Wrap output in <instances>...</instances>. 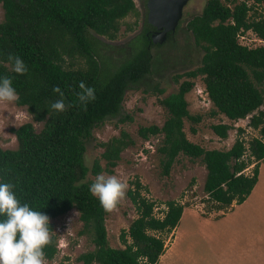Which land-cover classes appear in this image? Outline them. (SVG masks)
Returning a JSON list of instances; mask_svg holds the SVG:
<instances>
[{"label":"trees","instance_id":"trees-1","mask_svg":"<svg viewBox=\"0 0 264 264\" xmlns=\"http://www.w3.org/2000/svg\"><path fill=\"white\" fill-rule=\"evenodd\" d=\"M261 2L264 0H206L200 13L184 25L202 51L200 64L174 76V81L180 76H201L213 107L210 115L222 114L231 121L250 115L249 126L257 130L258 137L248 140L246 148L236 139L224 150L204 149L187 140L182 119H200L187 110L184 94L193 85L190 80L181 81L175 92L160 100L168 114L160 127L151 124L137 130L141 138L162 135L158 150L163 174L179 153L201 161L206 170L202 189L216 210L232 202L242 203L257 182L258 162L264 164V44L247 47L237 41L238 34L248 30L264 40V18L247 16ZM0 5V77L11 78L19 96L15 104L24 106L32 121L41 123L38 131L30 122L12 129L16 147L0 148V183L14 185L12 191L21 204L28 203L49 218L75 209L82 232L93 245L92 250L77 256L81 264H156L165 247L163 235L173 231L183 206L167 200L162 215L155 216V202L141 195L145 187L133 181L126 192L136 216L119 233L123 247H111L103 224L105 209L90 193L92 183L82 181L87 169L81 156V139L89 126L116 109L124 91L151 73L150 48L159 46L149 40L152 26L145 18L139 35L128 45L126 57L108 64L97 60L100 42L95 35L114 39L120 19L137 15L133 0H0ZM174 31L166 34V42ZM9 54L24 61L25 74L11 71ZM75 57L82 60L84 68L71 69L65 64V58ZM81 81L95 89V99L86 107L77 97ZM56 86L63 97L53 91ZM152 90L161 92L154 86ZM60 99L65 104L62 112L50 107ZM230 127L225 123L210 125L220 139L226 138ZM191 131L195 132L194 128ZM127 145L123 133L112 137L99 144L101 158L113 165ZM245 150L246 160L242 158ZM252 162L247 175L243 170ZM99 170L95 161L91 173ZM3 219L0 216V221ZM43 251L44 259H52L54 236Z\"/></svg>","mask_w":264,"mask_h":264},{"label":"rangeland","instance_id":"rangeland-1","mask_svg":"<svg viewBox=\"0 0 264 264\" xmlns=\"http://www.w3.org/2000/svg\"><path fill=\"white\" fill-rule=\"evenodd\" d=\"M206 0H188L182 8L178 29L169 42L166 38L159 46L150 48L153 67L151 73L136 87L124 91L118 107L92 123L82 136V162L87 169L83 182L93 183L96 176L115 175L125 185V195L116 205L106 211L103 224L107 243L111 247L122 248L119 233L126 230L135 218L136 212L127 196V189L135 180L145 187L140 194L155 202L153 214L160 217L167 200L179 202L183 206L181 216L173 231L164 238V250L156 264H264V164L258 162L257 182L241 204L232 202L216 210L202 189L206 170L199 159H191L182 154L176 155L168 172H161L159 152L161 134L141 138L137 134L140 126L160 127L167 117L166 109L160 100L175 92L183 80L193 82L184 94L190 115H199L197 122L183 118L182 130L187 140L204 149H228L236 139L243 141L245 148L252 137H258L257 130L249 126L250 115L236 121L228 120L222 114L210 115L212 104L204 91L201 76L194 78L174 76L196 68L200 64L202 51L193 43L191 34L184 25L193 15L199 14ZM137 15L128 14L118 22L114 39L95 35L100 42L97 60L117 64L129 53L128 45L139 35L146 18V0H133ZM248 19L264 18V2L254 5L247 13ZM2 8L0 5V21ZM241 45L254 47L262 45L251 31L237 36ZM71 69L84 68L79 58H65ZM152 86L161 90L153 91ZM264 88V86H263ZM262 108V106H260ZM30 122L35 131L41 127L34 122L24 106L15 102L0 103V148L14 149L15 136L12 129ZM229 124L226 138L220 139L210 129L211 124ZM194 128L195 132L191 129ZM121 133L128 145L119 153L113 165L101 158L103 148L99 144ZM248 151L242 158L246 160ZM251 160V159H250ZM97 161L100 170L91 173ZM250 163L243 172L251 174ZM50 235L54 236L56 252L52 259H44L45 264H81L77 256L92 250L89 236L82 232L83 225L75 209L50 218Z\"/></svg>","mask_w":264,"mask_h":264},{"label":"clouds","instance_id":"clouds-1","mask_svg":"<svg viewBox=\"0 0 264 264\" xmlns=\"http://www.w3.org/2000/svg\"><path fill=\"white\" fill-rule=\"evenodd\" d=\"M8 60L11 71L18 75L27 72L19 56L9 54ZM79 89L78 100L86 107L88 102L95 99V89L83 81L79 83ZM53 91L63 97L59 86L54 87ZM18 99L11 78L0 77V103H12ZM50 107L59 112L65 110L63 99L52 102ZM13 187L10 183H0V216L5 217L0 221V264H45L43 249L51 242L50 218L33 210L28 203L21 204L12 191ZM89 191L108 211L125 195V185L115 175L99 174Z\"/></svg>","mask_w":264,"mask_h":264},{"label":"water","instance_id":"water-1","mask_svg":"<svg viewBox=\"0 0 264 264\" xmlns=\"http://www.w3.org/2000/svg\"><path fill=\"white\" fill-rule=\"evenodd\" d=\"M187 1L146 0V22L154 29L149 37L151 43H161L168 32L175 30Z\"/></svg>","mask_w":264,"mask_h":264},{"label":"flooded vegetation","instance_id":"flooded-vegetation-1","mask_svg":"<svg viewBox=\"0 0 264 264\" xmlns=\"http://www.w3.org/2000/svg\"><path fill=\"white\" fill-rule=\"evenodd\" d=\"M153 32H154V29L153 28L149 30V37H150L151 33H153Z\"/></svg>","mask_w":264,"mask_h":264},{"label":"crops","instance_id":"crops-1","mask_svg":"<svg viewBox=\"0 0 264 264\" xmlns=\"http://www.w3.org/2000/svg\"><path fill=\"white\" fill-rule=\"evenodd\" d=\"M245 199H246V198H245ZM240 204H241V203H240ZM235 264H243V263H239V262H238V263H235Z\"/></svg>","mask_w":264,"mask_h":264},{"label":"built area","instance_id":"built-area-1","mask_svg":"<svg viewBox=\"0 0 264 264\" xmlns=\"http://www.w3.org/2000/svg\"><path fill=\"white\" fill-rule=\"evenodd\" d=\"M261 42L263 41L264 42V40H260Z\"/></svg>","mask_w":264,"mask_h":264}]
</instances>
